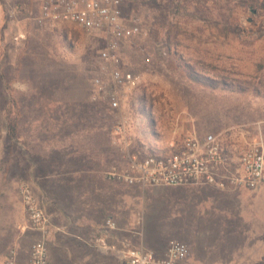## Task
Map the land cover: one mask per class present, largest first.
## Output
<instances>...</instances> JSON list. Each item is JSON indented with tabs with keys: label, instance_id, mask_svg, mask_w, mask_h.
<instances>
[{
	"label": "rangeland",
	"instance_id": "rangeland-1",
	"mask_svg": "<svg viewBox=\"0 0 264 264\" xmlns=\"http://www.w3.org/2000/svg\"><path fill=\"white\" fill-rule=\"evenodd\" d=\"M45 4L57 11L84 6L0 0V256L45 239L55 264H122L114 244L119 251L118 242L143 239L185 243L195 264H264V184L212 192L106 179L103 195H81L76 203L59 197L63 211L51 210L44 236L24 221L19 194L23 176L32 187L30 176L42 170L67 179L101 159L106 178L124 167L127 154L112 135L122 122L133 138L130 154L152 144L164 150L187 136H220L236 146L264 142V0H116L135 25L120 51L122 68L100 58L104 32L41 21ZM187 64L216 86L192 79ZM137 76L133 88L128 80ZM55 226L67 229L56 234ZM102 238L107 249L98 244Z\"/></svg>",
	"mask_w": 264,
	"mask_h": 264
},
{
	"label": "built area",
	"instance_id": "built-area-1",
	"mask_svg": "<svg viewBox=\"0 0 264 264\" xmlns=\"http://www.w3.org/2000/svg\"><path fill=\"white\" fill-rule=\"evenodd\" d=\"M81 1L84 5L81 8L73 5L61 11L45 4L41 21L74 25L86 33L104 32L108 39L100 58L110 67L114 68L117 64L119 66L121 29L128 20L123 9L116 4V0ZM112 77L121 81L122 74L114 69ZM128 82L133 88L141 83L139 76L129 79ZM128 133L126 122L119 124L112 132L113 144L126 152L127 163L124 167L111 168L106 173V179L142 188L215 186L221 190H235L249 189L264 183V142L256 141L236 146L220 136L207 140L187 136L171 141L164 150H149L146 157H140L128 151L131 146ZM19 194L28 216V227L44 236L49 220L40 199L28 184L19 187ZM111 228L114 229V225H111ZM98 244L107 248L103 238ZM120 244L123 246L119 249L122 264H191L190 247L185 243H172L166 257L133 247L127 241ZM112 250L118 249L114 246ZM4 264L55 263L50 257L45 239H41L32 246L26 261L20 260L18 251L14 248Z\"/></svg>",
	"mask_w": 264,
	"mask_h": 264
},
{
	"label": "crops",
	"instance_id": "crops-1",
	"mask_svg": "<svg viewBox=\"0 0 264 264\" xmlns=\"http://www.w3.org/2000/svg\"><path fill=\"white\" fill-rule=\"evenodd\" d=\"M135 137H137L138 139L141 137L140 131H138V135H135ZM130 139H133L132 135H130ZM131 144H132V142H131ZM155 144L159 145L158 142H156ZM143 147L144 148L139 147L138 149H136L138 152L135 151L136 152L135 155H139L140 157H146L149 153V151H148L149 149H152V150L158 149V146H155L154 144L147 145V146L144 145ZM153 147H155V148H153ZM144 149L146 151L143 154H141V151H144ZM99 161L100 162H98L97 166H95L93 163H91V165L86 170L81 171V172L77 171L76 176H74V177L68 176L67 179L65 178L66 176H60L58 174L55 175V172H54V174H51V173H49V171L47 172L44 170L37 173L36 176H30V178L34 179L33 180L34 181L33 186H32L33 191H34L35 195L40 199L41 204H42V208L45 211L48 219H49V217H51V220H52V215H51L52 213H50L52 209L55 208V211H58V212L63 211V209L60 208L61 204H60L59 197H62L64 193L67 194L68 196L73 197V199H72L73 203H76L77 197L81 196V195H87L88 194V195L96 196V195H103L104 194V191H106V188H107V181H106V178L103 174L106 171V169H105L104 165L102 166L101 159H99ZM26 178H27V176H23V184H27V183H25L27 180ZM66 180H68V181H66ZM260 186H262V184L257 185L256 187H260ZM201 187H208V188H204V189H207L208 191H212V192H215V191H217V192L222 191L223 192V191H225V190H221L215 186H197L194 188L200 189ZM209 188L211 190H209ZM23 214H24V221L26 222V220H27V223H28V216H27L24 204H23ZM53 214L55 215L57 213H53ZM59 214H60V212H59ZM55 216L57 217V215H55ZM69 220H71V222H73L72 226L75 227V229L81 228L77 223H74V222H76V217L70 215ZM55 228H56V231L55 230H53V231L56 234H61V233H58V231H60L61 229H64L65 227L64 226L63 227L55 226ZM68 228H70V225L68 226ZM65 229H67V228H65ZM131 233L136 234L134 229H132ZM37 234L43 235L41 232H38ZM68 235H71V234L68 233ZM24 236H25V232H23V237ZM73 236H76V235H73ZM23 240H25V237L23 238ZM118 244H120V242H118ZM33 245L26 246L23 242V244L19 243V244H17V246H15V249H17V251H18V255H19L20 260L26 261L29 258ZM114 245L117 246V243H115ZM132 246L136 247V248H143L146 251H152L160 257H166L168 254V250L170 248V245L168 246L167 244L164 246L151 245V244L145 243V241H143V239L141 241H137V242L132 241ZM111 252L113 254L117 255L118 258L122 262V257L120 255L119 251L111 250ZM9 253L2 254L0 256V264L5 263V260L9 256ZM190 261H191V263L195 264V261L192 258L190 259Z\"/></svg>",
	"mask_w": 264,
	"mask_h": 264
},
{
	"label": "trees",
	"instance_id": "trees-1",
	"mask_svg": "<svg viewBox=\"0 0 264 264\" xmlns=\"http://www.w3.org/2000/svg\"><path fill=\"white\" fill-rule=\"evenodd\" d=\"M134 21L132 20V18L126 20L124 22V25L121 29V48H120V51L122 50V45H123V42L127 41L130 36H128V34H130V32L132 33L133 31V26H135L134 24ZM83 31V30H81ZM138 33L141 34L142 33V30H138ZM66 36H68V33L65 34ZM102 50L99 51V56H100V53H101ZM121 59H123V56H120ZM124 65H123V61L120 63V68H122ZM187 70L188 72L190 73V76L192 77V79H194L195 81L197 82H200L202 84H208V85H212V87H215L216 85V82H207L206 79L202 78V76H198L197 72H191L192 70V67L190 66V64H187ZM141 75V74H139ZM221 87H223L224 89H229V88H234V91H235V87L234 86H229V84L227 82H221ZM236 90H239V91H244L243 88H240V87H236ZM8 127L10 128V138L11 139H18V136L16 134V124L13 122V121H10V123H8Z\"/></svg>",
	"mask_w": 264,
	"mask_h": 264
}]
</instances>
